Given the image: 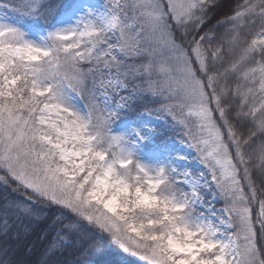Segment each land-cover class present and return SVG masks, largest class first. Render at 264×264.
I'll list each match as a JSON object with an SVG mask.
<instances>
[{
  "label": "snow or ice",
  "instance_id": "6c2138e0",
  "mask_svg": "<svg viewBox=\"0 0 264 264\" xmlns=\"http://www.w3.org/2000/svg\"><path fill=\"white\" fill-rule=\"evenodd\" d=\"M219 8L0 0V236L40 204L39 264H264V0Z\"/></svg>",
  "mask_w": 264,
  "mask_h": 264
},
{
  "label": "rangeland",
  "instance_id": "374dc122",
  "mask_svg": "<svg viewBox=\"0 0 264 264\" xmlns=\"http://www.w3.org/2000/svg\"><path fill=\"white\" fill-rule=\"evenodd\" d=\"M44 206V205H42ZM54 209L48 208V216L44 222L35 225L31 232H22L19 239L14 236L5 239L0 236V249L8 247L10 249L8 258L13 261V264H38L39 259L43 255L48 241L51 239L52 233L42 230L46 225H50ZM136 259L135 257H132Z\"/></svg>",
  "mask_w": 264,
  "mask_h": 264
},
{
  "label": "trees",
  "instance_id": "16d2710c",
  "mask_svg": "<svg viewBox=\"0 0 264 264\" xmlns=\"http://www.w3.org/2000/svg\"><path fill=\"white\" fill-rule=\"evenodd\" d=\"M234 2H235V0H220V8L216 10L215 14L217 16H220V15H223V14L227 13L229 11L230 7L234 4ZM36 208H37V211L40 213V217H39V219L33 221L32 225L30 226L28 231L25 232V233L29 234V232H31L33 227L35 228V225H37L40 222H44L45 221L44 218L46 216H48V207L47 206H42L40 204H37ZM55 211H57V210H55ZM42 230H44L45 232H51L52 236L54 234L52 231L49 230V226L48 225H46ZM52 236H51V238H52ZM57 259L60 260V261L67 260V261L71 262L73 257L71 255L59 256V257H57ZM96 259H97L98 264H104V261H110V262H112V264H116V261L119 260V256L116 255L115 251H113L111 253L106 252L103 256H99ZM40 260H41V258L39 259V261ZM127 260L130 262V264H135V262H136V259H133L130 256L127 257Z\"/></svg>",
  "mask_w": 264,
  "mask_h": 264
}]
</instances>
